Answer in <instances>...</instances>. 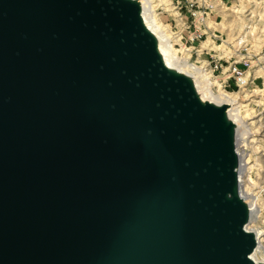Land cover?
I'll list each match as a JSON object with an SVG mask.
<instances>
[{
	"label": "water",
	"instance_id": "95a60500",
	"mask_svg": "<svg viewBox=\"0 0 264 264\" xmlns=\"http://www.w3.org/2000/svg\"><path fill=\"white\" fill-rule=\"evenodd\" d=\"M227 108L136 1L0 0V264H256Z\"/></svg>",
	"mask_w": 264,
	"mask_h": 264
},
{
	"label": "rangeland",
	"instance_id": "374dc122",
	"mask_svg": "<svg viewBox=\"0 0 264 264\" xmlns=\"http://www.w3.org/2000/svg\"><path fill=\"white\" fill-rule=\"evenodd\" d=\"M147 1L172 56L204 70L217 94L238 100L237 117L251 132L244 188L259 208L253 228L263 232L264 0ZM198 11L204 20L193 16Z\"/></svg>",
	"mask_w": 264,
	"mask_h": 264
},
{
	"label": "bare ground",
	"instance_id": "6f19581e",
	"mask_svg": "<svg viewBox=\"0 0 264 264\" xmlns=\"http://www.w3.org/2000/svg\"><path fill=\"white\" fill-rule=\"evenodd\" d=\"M136 1L140 6V16L144 27L147 31L153 35L155 39L156 50L160 55L166 68L174 74L184 75L189 78L195 88L198 99L202 103H211L216 106L227 105L226 119L232 122L236 126L237 131V141H236V152L239 158L238 165V178L240 180V189L238 190L239 196L244 197L249 204V208L252 212L259 211L256 201L252 194L246 192L244 188V177L247 169V153L245 151V146L247 143L246 135L251 133L248 128L245 126L244 122L240 121L237 117V109L239 102L231 101L221 94H217L212 89V84L208 78H206V73L200 68L190 65L185 60H179L172 56L170 51V42L164 37L161 31L157 28L152 19L150 3L147 0H132ZM212 78V77H211ZM244 151V152H243ZM255 220L251 222L250 226L246 229L249 232H254L256 235L261 236L263 232L259 229H254L253 226ZM264 241V240H263ZM261 247V246H260ZM259 248L256 249L255 253L251 256L252 260L256 264L264 263V253H259Z\"/></svg>",
	"mask_w": 264,
	"mask_h": 264
},
{
	"label": "built area",
	"instance_id": "2783aa9c",
	"mask_svg": "<svg viewBox=\"0 0 264 264\" xmlns=\"http://www.w3.org/2000/svg\"><path fill=\"white\" fill-rule=\"evenodd\" d=\"M191 5H192V7H194V3H191ZM201 12H193V16H199V14H200ZM200 18H201V20H204L205 19V17H204V15H202V13H201V16H199ZM198 17V18H199ZM260 212H262V210H260ZM261 214V213H260ZM259 218V217H258ZM258 228H260V227H258ZM261 229V228H260ZM263 240H264V237L260 240V242H261V245L264 247V245H263Z\"/></svg>",
	"mask_w": 264,
	"mask_h": 264
}]
</instances>
